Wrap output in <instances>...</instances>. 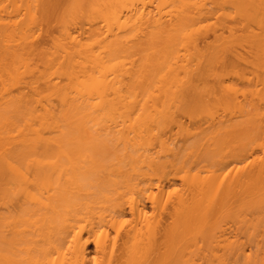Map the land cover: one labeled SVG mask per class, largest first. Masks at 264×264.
I'll return each instance as SVG.
<instances>
[{
    "label": "bare ground",
    "instance_id": "1",
    "mask_svg": "<svg viewBox=\"0 0 264 264\" xmlns=\"http://www.w3.org/2000/svg\"><path fill=\"white\" fill-rule=\"evenodd\" d=\"M0 264H264V0H0Z\"/></svg>",
    "mask_w": 264,
    "mask_h": 264
}]
</instances>
